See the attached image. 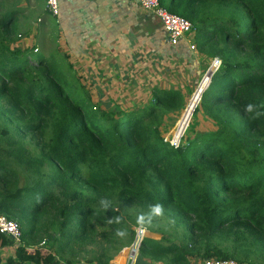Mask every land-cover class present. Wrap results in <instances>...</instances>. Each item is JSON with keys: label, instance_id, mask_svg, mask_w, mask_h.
<instances>
[{"label": "trees", "instance_id": "trees-1", "mask_svg": "<svg viewBox=\"0 0 264 264\" xmlns=\"http://www.w3.org/2000/svg\"><path fill=\"white\" fill-rule=\"evenodd\" d=\"M158 2L222 62L194 111L216 130L197 131L195 117L177 149L163 125L184 107L181 92L155 91L134 111L96 108L56 55L14 47L23 10L0 0V215L22 232L19 245L0 233V264L7 247L6 264H110L135 238L132 217L161 237L140 251L155 262L264 264V0Z\"/></svg>", "mask_w": 264, "mask_h": 264}, {"label": "crops", "instance_id": "crops-1", "mask_svg": "<svg viewBox=\"0 0 264 264\" xmlns=\"http://www.w3.org/2000/svg\"><path fill=\"white\" fill-rule=\"evenodd\" d=\"M35 1L43 8L40 18L43 28H52V31L54 28L53 36L59 45L58 50L68 56V60L93 64L94 69L105 76L112 72L128 71L129 67L131 70H148L154 60H145L141 64L140 58L149 53L150 58L157 56L165 66L167 62L177 59L183 60L190 68L194 66L199 69L202 63L211 60L198 51L196 32H191L177 46H172L161 21L134 0H59L58 17L47 12L45 0ZM152 68L155 70L156 66ZM149 237L160 240L155 234L149 233ZM1 254L3 264H6L8 259H15V248L7 247ZM137 264L165 263L155 262L142 254Z\"/></svg>", "mask_w": 264, "mask_h": 264}, {"label": "rangeland", "instance_id": "rangeland-1", "mask_svg": "<svg viewBox=\"0 0 264 264\" xmlns=\"http://www.w3.org/2000/svg\"><path fill=\"white\" fill-rule=\"evenodd\" d=\"M3 1L5 5L16 4V6L13 5L15 9L19 7L23 10L19 21L18 36L13 43L14 47L35 48L36 51L39 53L41 52L46 56H52V54L56 55L58 62L64 64L65 67L72 68L74 75L81 79V83L91 93L90 95L93 97V103L96 108H110L113 111L120 109L125 112L131 110L134 111L149 105L151 101H153V93L155 91H159L160 89L177 90L184 96V107L181 110H172L167 113L164 118L163 126L165 128V133L163 138L167 143L169 144L174 141L179 126L181 127L177 134L184 131L187 124H189L184 137L180 142V146H182L185 140L190 136L191 126L195 121V117L199 122V125L196 127L197 131H206L210 133L216 130L213 127V122L204 115L202 110L197 115H195L193 111L196 106H200L201 100L198 97L201 96L200 94L203 92H201L200 87L203 81L207 78V73L214 68L215 73L220 69L222 65L220 59H211L208 61L209 64L205 62L202 63L201 61L200 64L202 63V65L199 69H196L194 66H191L190 68V66H188L183 60L180 61L175 58L171 63L167 62V66H165L163 65L162 60L157 58V56L150 58L151 53H149L148 55L141 56L140 62L143 64L145 60H154L151 66H156L155 70L152 67L148 68V70L144 68L131 70L130 67L129 69L125 67L128 71L122 73L112 72L105 76L103 72L94 69L93 64H80L77 63L76 59L66 60L65 58H62L63 52H56L57 49H59V45L53 36L54 28L53 31L52 28H43L44 25L40 21L43 8L39 2L35 0ZM45 9H47V7ZM193 32H196V30ZM141 53L145 54L146 52ZM217 68L218 70H216ZM210 81L211 80L208 82L209 84ZM208 83L206 87H208ZM195 101H197V103ZM27 144L31 152L37 154L38 149L36 146L31 142H28ZM21 178H25V172L24 177L21 176ZM23 184L24 180H21V186ZM130 212L131 211H128V215ZM138 219L139 218L134 219L132 217L127 225L131 226L133 230L139 227H144L136 226L134 224ZM165 237L167 238V235H165ZM132 243L130 242L127 246L125 245L124 248H127ZM93 253L94 250L92 248L83 251L81 254L76 255V261L86 263V260L89 259Z\"/></svg>", "mask_w": 264, "mask_h": 264}, {"label": "built area", "instance_id": "built-area-1", "mask_svg": "<svg viewBox=\"0 0 264 264\" xmlns=\"http://www.w3.org/2000/svg\"><path fill=\"white\" fill-rule=\"evenodd\" d=\"M139 6L147 12L154 14L162 23L163 29L168 36V40L172 46H177L180 41L188 34L194 31V26L186 19L169 13L166 9L160 6L158 0H134ZM47 12L54 17H58L60 14V2L59 0H45ZM217 62V61H216ZM218 70V68L216 69ZM212 79V78H211ZM210 79V80H211ZM189 124H187V127ZM180 127L176 131V135L173 142L169 144L177 149L180 146V142L184 137L185 131H181ZM165 140V139H164ZM167 143V141L165 140ZM135 238L133 243L124 248L110 264H137L140 251L144 241L149 237V231L145 227H139L134 229ZM0 233L9 237L15 245H19L22 240V232L19 224L16 221L9 220L5 216L0 215ZM201 264H239L234 260L220 261V260H208L203 261Z\"/></svg>", "mask_w": 264, "mask_h": 264}, {"label": "clouds", "instance_id": "clouds-1", "mask_svg": "<svg viewBox=\"0 0 264 264\" xmlns=\"http://www.w3.org/2000/svg\"><path fill=\"white\" fill-rule=\"evenodd\" d=\"M100 205L104 209L111 208V202L109 200H107V199H102L100 201ZM112 209H114V208H112ZM161 214H162V205L161 204L157 203V204H154V205L150 206L149 220L151 219L152 216H159ZM141 219H143V218H141ZM118 235H119V233H118Z\"/></svg>", "mask_w": 264, "mask_h": 264}, {"label": "water", "instance_id": "water-1", "mask_svg": "<svg viewBox=\"0 0 264 264\" xmlns=\"http://www.w3.org/2000/svg\"><path fill=\"white\" fill-rule=\"evenodd\" d=\"M208 84H209V83H208ZM208 86H209V85H208ZM206 88H207V87H206ZM206 88H205V89H206ZM204 91H205V90H204ZM204 91H203V92H204ZM203 92H202V93H203ZM202 93H201V96H202ZM201 96H200V100H201ZM196 107H197V106H196ZM196 107H195V109H196ZM194 111H195V110H194ZM194 111H193V113H194Z\"/></svg>", "mask_w": 264, "mask_h": 264}, {"label": "bare ground", "instance_id": "bare-ground-1", "mask_svg": "<svg viewBox=\"0 0 264 264\" xmlns=\"http://www.w3.org/2000/svg\"><path fill=\"white\" fill-rule=\"evenodd\" d=\"M212 75H213V74H212ZM211 77H212V76H211ZM204 90H205V88H204ZM204 90H203V91H204Z\"/></svg>", "mask_w": 264, "mask_h": 264}]
</instances>
